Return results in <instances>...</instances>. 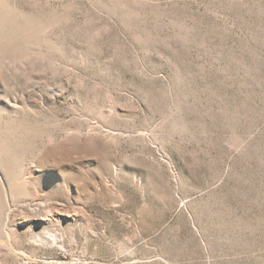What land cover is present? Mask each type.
<instances>
[{"label": "rangeland", "instance_id": "obj_1", "mask_svg": "<svg viewBox=\"0 0 264 264\" xmlns=\"http://www.w3.org/2000/svg\"><path fill=\"white\" fill-rule=\"evenodd\" d=\"M0 264H264V0H0Z\"/></svg>", "mask_w": 264, "mask_h": 264}]
</instances>
